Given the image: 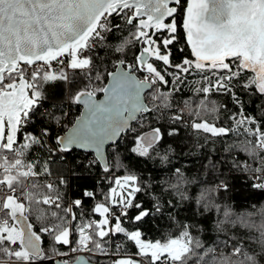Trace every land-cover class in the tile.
<instances>
[{
  "label": "snow or ice",
  "instance_id": "snow-or-ice-1",
  "mask_svg": "<svg viewBox=\"0 0 264 264\" xmlns=\"http://www.w3.org/2000/svg\"><path fill=\"white\" fill-rule=\"evenodd\" d=\"M114 17L122 23H112ZM124 26L128 28V36L112 49L107 43L108 34L121 31ZM181 31L192 59L185 56L174 62L172 48L179 44ZM137 45L129 61L127 53ZM98 46L119 54L115 71L105 75L101 70L103 59L97 60L91 55ZM178 51L183 52L184 48ZM65 54L71 57L67 66L80 70L88 81L71 97L84 105L85 112L76 118L69 132L56 137L55 143L46 148L49 156L58 153L64 159L75 147L93 150L100 161H105V144L115 143L137 113L171 107L173 93L179 92L187 77L195 72L202 74L204 82V86L195 89L204 94L197 106L199 109L209 113L219 111L216 102L207 99L216 91L231 94L233 102L240 105V111L230 117L234 127H217L207 120L193 127L213 136L230 133L244 136L241 150L248 160L234 159L232 166L247 174L254 189L264 190V118L246 114L240 98L232 91L233 81L243 71L254 70L259 65L261 73L244 88L254 84L258 92L264 94V0H0V264H38L50 259L40 246L41 236L28 223L34 202L59 210L51 213L53 222L42 226L40 232L48 233L56 243L64 245L71 243L70 236L74 232L79 233L77 247L70 249L73 252L95 249L106 254L108 241L105 238L123 234L137 252L114 264H264V205L256 212L225 210V220L217 221L218 228L230 223L255 235L235 237L233 234L219 244L206 246L192 235L194 225L190 224L181 225L178 236L165 240L142 238L140 224L154 214H163L165 205L153 200L152 207L147 208L135 202L137 193L147 191L135 173L125 175L123 183L115 179L120 190L110 186L103 194V202L94 205V213L104 217L97 222L85 221L83 212L77 216L73 211L81 207L80 199L65 207L63 195L54 183L44 185L47 193H42V201L36 200L40 185L35 178L50 173L46 162L36 171V161L28 159V152L36 145L45 147L51 136L47 128L37 136L28 132L27 126L43 99L41 84L70 81L63 70L58 75L49 72L41 75L42 66L34 68L29 77L27 67L38 61L49 66L54 60L63 64L58 58ZM149 58L162 62L163 67L149 62ZM207 72L216 77L215 82L203 75ZM167 77H171V81ZM105 78H110L107 86H91L93 80ZM164 86H168L167 91H161ZM97 91L105 94L103 100L95 98ZM146 92L153 101L152 107L145 103ZM185 104L187 107V102ZM260 108L264 111V105ZM194 114L199 116L200 111ZM21 135L23 143L18 140ZM160 139L161 129L156 128L138 137L132 151L151 158L149 149ZM161 159L166 161L167 154ZM92 163L94 161L87 166ZM104 171H110L106 161ZM176 174L182 176L180 169H176ZM60 183L66 181L62 178ZM221 189H229L226 180L215 186L216 191ZM84 195L94 198L96 194L86 190ZM203 199L202 194L198 205ZM166 207L169 219L175 220L172 211L176 205L168 201ZM211 207L204 203L203 211H211ZM129 210H136V214L131 215ZM256 216L261 218L259 222L254 219ZM37 218H44L43 213ZM78 219L80 223H73ZM251 244L257 245L259 250L250 248ZM119 247L121 245H117Z\"/></svg>",
  "mask_w": 264,
  "mask_h": 264
},
{
  "label": "trees",
  "instance_id": "trees-1",
  "mask_svg": "<svg viewBox=\"0 0 264 264\" xmlns=\"http://www.w3.org/2000/svg\"><path fill=\"white\" fill-rule=\"evenodd\" d=\"M112 23H122V21L112 18ZM126 36H128V28L124 26L121 31H113L108 34L107 43L114 49ZM138 47V45L131 47L127 53L129 61L133 59ZM180 47L184 48L183 52L178 51ZM172 52L174 62L181 61L185 56L192 59L183 39L182 31L180 42L172 48ZM91 55L97 60L103 59L104 63L101 70L105 75L106 72L113 71L118 63L117 56L119 54L107 47L98 46ZM120 58H124L123 55H120ZM66 59L67 57H64L60 60ZM150 62L155 63L158 67H163L162 62L155 61L154 58H151ZM57 68H43L41 73L61 70ZM30 74L31 72L26 73L29 77ZM137 75L142 78L140 73ZM203 75H208L210 80L215 82L216 77L210 72ZM68 77L70 82L48 83L46 98L40 101L37 111L27 126V131L37 136L40 135L42 129L47 128L51 136V141L45 147L36 145L28 152V159L36 161V171L39 172L46 162L50 173L35 178L40 185V191L36 197L37 201H42V193L48 191L44 185L49 182L54 183L63 195L65 207L74 200L80 199L82 201L81 207L74 208L73 211L77 216L83 212L85 221L97 222L104 217L94 213V205L103 202V194L109 191L110 186L119 189V186L115 184V179L119 178L123 183L125 175L135 173L139 176L140 182L147 188V191L136 194L138 199L135 202L143 203L147 208L152 207L153 200L165 205L163 214H154L140 224L143 239L155 241L165 240L170 236H178L183 224L194 225L191 229L192 235L199 237L206 246L219 244L233 234L235 237L255 235V233H247L240 227H232L230 223H224L221 226L222 230L217 227V221L225 220V210H230L233 213L256 212L260 206L264 205V190L254 189L252 187L253 181L248 179L247 174L242 170L234 169L232 166L234 159L238 161L248 160V156L241 150L245 137L232 133L227 136H213L211 133L193 127L195 123L204 120L210 124H215L217 127H234V120L230 117L240 111V105L233 102L231 94L211 92L207 99L215 101L219 106V111L216 113L202 111L197 106L204 99V94L197 93L195 89L204 86V82L202 74L193 72L187 77L181 90L173 93L171 107L141 114L131 125L129 131L122 135L119 142L107 148V164L110 171L106 173L91 154L73 150L65 154L64 159H61L60 154L49 156L46 150L47 147L55 143L56 137L61 135L79 114V106L74 103V100H67L66 96H74L78 90L84 88L88 81L84 79L80 70L71 71ZM167 78L169 81L172 79L171 77ZM254 78V74L249 70L243 71L241 76L233 81L232 91L240 98L246 114L256 118H264V111H261L260 108L261 105H264V94L259 93L254 84L247 89L244 88V85ZM105 82L106 78L100 81L93 80L91 86H104ZM167 90L168 86L161 87V91ZM95 95L99 96L100 91H97ZM145 101L149 107L153 106V101L147 93L145 94ZM185 102H187V107ZM196 111H200L199 116L194 114ZM65 113L69 115H65ZM176 116H180L181 119H174ZM156 128L161 129V139L154 145L153 149H149L151 158L141 157L138 153L133 152L132 149L137 146V138ZM22 138V135L18 137L20 143ZM44 139L48 140L47 137ZM164 154L168 156L166 161L161 159ZM91 161L94 163L88 167L87 165ZM249 162L255 166L254 162ZM176 169H180L182 176L176 174ZM62 178L66 181L65 184L60 183ZM221 180H226L229 184L227 191L215 190V186ZM86 190L94 192L95 197L91 198L84 195ZM202 194L205 199L201 200L198 205L197 201L200 200ZM182 196L186 198L182 199ZM168 201L176 205L172 211L175 220L169 219L166 207ZM204 203H209L212 206L211 211H203ZM253 205L256 207L254 208ZM217 207L219 211H217ZM54 211L59 210L42 202H34L29 214L28 223H31L33 230L41 236L40 246L50 257V259L42 260L43 264H53L54 260L64 257L65 255L59 253H67L79 235L78 232H74L70 236L71 243L64 245L56 243L53 236L48 233L40 232L39 229L42 226L53 222L54 218L51 213ZM129 211L133 216L136 214V210ZM41 213H43L44 218L38 219L37 217ZM254 219L259 222L261 218L256 216ZM73 223H80V220L78 219ZM126 224L127 220H125ZM105 239L108 241L105 245L106 254H101L95 249L92 251L85 249V256L89 262L112 264L116 257L132 256L137 252L134 244L128 241L123 234ZM117 245H121V247L117 248ZM250 248L259 250L255 244H251ZM223 251L227 252L228 250L223 249ZM205 259L208 258L205 257Z\"/></svg>",
  "mask_w": 264,
  "mask_h": 264
},
{
  "label": "water",
  "instance_id": "water-1",
  "mask_svg": "<svg viewBox=\"0 0 264 264\" xmlns=\"http://www.w3.org/2000/svg\"><path fill=\"white\" fill-rule=\"evenodd\" d=\"M187 46V45H186ZM187 48H188V50H189V52L191 53V50H190V48L187 46ZM64 57H69L67 54H65L64 56H62V57H60V58H58V59H61V58H64ZM150 59L151 58H149V62H150ZM55 61V60H54ZM54 61H51V62H54ZM50 62V63H51ZM37 63H42V64H44L42 61H38ZM36 63V64H37ZM46 65V64H45ZM117 66H118V63L116 64V66H115V68H114V70L113 71H115L116 70V68H117ZM258 66V65H257ZM109 79L110 78H106V82H105V85L104 86H107L108 85V83H109ZM29 92H30V90H29ZM147 93V92H146ZM145 93V94H146ZM95 98L99 101V100H103L104 98H105V94L103 93V92H100V95L99 96H96L95 95ZM75 104H77L78 106H79V108H80V110H79V114H78V116L76 117V118H78V117H80L84 112H85V107H84V105L82 104V103H76V102H74ZM145 103H146V101H145ZM39 105H40V102H39ZM38 105V106H39ZM147 113V112H146ZM146 113H137L136 114V119H134V120H131V121H129V127H128V129H126L124 132H122L121 134H120V136L119 137H117V139H116V142L115 143H113V142H109V143H107V144H105L104 145V148H103V151H104V156H105V161L107 162V156H106V150H107V148L108 147H110V146H114V145H116L118 142H119V140H120V138L122 137V135H124L125 133H127L128 131H129V129H130V127H131V125L139 118V116L141 115V114H146ZM76 118H75V120L73 121V123L61 134V135H59V136H64L67 132H69L70 130H71V128H72V126H73V124L75 123V121H76ZM153 131H149V132H147L146 134H150V133H152ZM73 150H75V151H78V152H81V153H85V154H91L92 156H93V158L95 159V161L98 163V165L100 166V168L104 171V163H105V161H100L99 160V158L97 157V155H96V153L93 151V150H89V149H80V148H73L71 151H73ZM70 151V152H71ZM62 260H59V259H57V260H54V262H53V264H62ZM68 264H93V263H91V262H89L88 261V259L86 258V256L85 255H83V254H81V255H78L74 260H72V261H70V262H68Z\"/></svg>",
  "mask_w": 264,
  "mask_h": 264
},
{
  "label": "rangeland",
  "instance_id": "rangeland-1",
  "mask_svg": "<svg viewBox=\"0 0 264 264\" xmlns=\"http://www.w3.org/2000/svg\"><path fill=\"white\" fill-rule=\"evenodd\" d=\"M70 59H71L70 56L67 57V59L64 60V63L61 64L57 69H61V70H63V71L68 75L71 71H73V69H71V68H69V67L67 66V65H68V62L70 61ZM57 69H56V70H57ZM61 70H59V71H53V72L48 71V72H49V73H53V74H57V75H58V74L60 73ZM249 71H250L252 74H254V76H255V78H256L257 74L261 73L262 70H261V69H254V70H249ZM43 73H44V72H42L41 75H43ZM41 91H42L43 94H44L43 99H41V100H44V99L46 98L47 93H48V83H42V84H41ZM29 94H31V90H30ZM66 99H67V100H71V97H70V96H66ZM41 100H40V101H41ZM23 142H24V140H23V138H22L21 143H23ZM119 190H120V189H118V191H119ZM127 257H129V256H119V257H116V258L113 259L112 264H114V262L117 261V260H119V259H123V258H127ZM136 258H137V259H140V257H136ZM58 259L63 260V257H59ZM38 264H43V263H42V261H39Z\"/></svg>",
  "mask_w": 264,
  "mask_h": 264
},
{
  "label": "built area",
  "instance_id": "built-area-1",
  "mask_svg": "<svg viewBox=\"0 0 264 264\" xmlns=\"http://www.w3.org/2000/svg\"><path fill=\"white\" fill-rule=\"evenodd\" d=\"M59 65H60V63H58L57 61H54V62H51L50 63V66L49 65L42 64V63H37V64H35V65L31 66V67H27V66L26 67H27V72L29 73V72H32L33 69L36 68V67H41L42 66L41 69H43V68L44 69H55ZM74 120H75V118L73 119V121ZM73 121H72V123H73ZM9 158H11V157H9ZM78 239H79V235L76 238V242L74 244H71V246H70V248H69V250L67 252V255L63 257V260L64 261L66 260V261L70 262L71 260H73L74 258H76L78 255H81V254L85 255V249L84 250L75 251V252H73V251L70 250L71 248H76L77 247V241H78Z\"/></svg>",
  "mask_w": 264,
  "mask_h": 264
},
{
  "label": "flooded vegetation",
  "instance_id": "flooded-vegetation-1",
  "mask_svg": "<svg viewBox=\"0 0 264 264\" xmlns=\"http://www.w3.org/2000/svg\"><path fill=\"white\" fill-rule=\"evenodd\" d=\"M115 18V17H114ZM116 19V18H115ZM118 19V18H117ZM182 22V21H181ZM255 69H261L260 66H256Z\"/></svg>",
  "mask_w": 264,
  "mask_h": 264
}]
</instances>
